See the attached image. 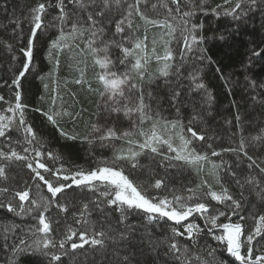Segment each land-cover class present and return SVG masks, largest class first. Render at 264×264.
<instances>
[{"label":"snow or ice","instance_id":"snow-or-ice-1","mask_svg":"<svg viewBox=\"0 0 264 264\" xmlns=\"http://www.w3.org/2000/svg\"><path fill=\"white\" fill-rule=\"evenodd\" d=\"M208 17L232 22L220 41L257 21L264 33V0H31L0 23L10 57L0 77V211L22 222L0 221L5 264L23 252L46 264H264V126L246 132L237 111L225 119L230 143L214 147L206 70L226 86L232 77L205 46ZM42 42L46 75L34 55ZM62 59L71 83L97 97L83 139L112 150L87 168L30 120L40 113L64 140L80 138L83 109H65L55 88L46 110L33 108L23 87L32 75L58 78ZM256 60L264 38L249 41L242 67ZM245 80L264 104V82Z\"/></svg>","mask_w":264,"mask_h":264},{"label":"trees","instance_id":"trees-1","mask_svg":"<svg viewBox=\"0 0 264 264\" xmlns=\"http://www.w3.org/2000/svg\"><path fill=\"white\" fill-rule=\"evenodd\" d=\"M30 2L31 0H0V4L6 3L8 7L7 12L0 9V23L7 25L8 17L13 10H15L16 15H23ZM218 2L219 0H211L213 4ZM232 26V22L225 18L215 20L208 17L205 19L204 34L208 38L205 41V46L209 49V55L220 64L226 74L232 77L230 85L226 86L211 68L206 70L205 82L215 96V102L211 109L213 115L208 117V124L220 137L214 147L227 146L230 143L231 131H234V129H229L225 124V119H231L237 111L240 112L246 122V132H254L257 128L264 126V104H257L252 101L251 97L255 93L248 88L245 80L247 75L256 80L257 84L264 82V60L254 61L249 69L242 67L249 41L255 39L259 43L264 38V33L259 30L257 21L255 31L252 28H244L239 36H229L225 41L214 38L219 33L227 35V30ZM149 35L151 36V33ZM0 36L5 39L8 38L7 33L3 30H0ZM34 55L35 63L38 65L37 71L40 75H46L50 71L51 65L45 59L46 49L43 42L38 46ZM9 62V55L3 48H0V77L8 74ZM88 74L90 77L91 69H89ZM74 75V73L69 72L66 61L62 59L58 78L54 77L42 81L36 75H32L23 82V87L27 101L33 108L38 107L46 110L50 103V94H53L52 90L55 88L62 97L65 109L69 111L83 109L81 118L76 121V130L80 133V138L77 140H64L61 138L57 130L49 125L40 113L30 112V120L34 123L39 134L47 138L54 148L62 152L73 163L87 168L92 166V161L96 157H110L112 150L110 148L102 149L97 145L89 144L83 139V136L89 131V125L95 120L94 112L97 97L89 96L79 86L71 83ZM65 81H68V83L65 84ZM45 83L49 85L47 90L44 87ZM228 87H231V93L228 92ZM71 93H75V96H72ZM233 101L235 104H233ZM60 105L61 100L57 99V106ZM61 123L64 127H73L71 121L65 120ZM13 220L15 223H22L19 218L0 211V221L12 222ZM9 255L6 249L0 248V264H5ZM15 264H46V262L38 253L23 252L17 255Z\"/></svg>","mask_w":264,"mask_h":264}]
</instances>
